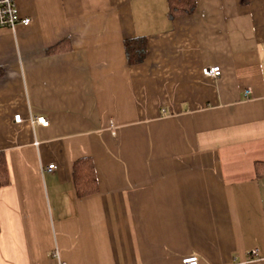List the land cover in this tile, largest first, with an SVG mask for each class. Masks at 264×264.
Masks as SVG:
<instances>
[{"label":"crops","instance_id":"crops-1","mask_svg":"<svg viewBox=\"0 0 264 264\" xmlns=\"http://www.w3.org/2000/svg\"><path fill=\"white\" fill-rule=\"evenodd\" d=\"M15 3L30 22L0 27V264H54L55 246L67 264H264V0Z\"/></svg>","mask_w":264,"mask_h":264},{"label":"trees","instance_id":"trees-1","mask_svg":"<svg viewBox=\"0 0 264 264\" xmlns=\"http://www.w3.org/2000/svg\"><path fill=\"white\" fill-rule=\"evenodd\" d=\"M170 17L190 14L195 9V0H167ZM124 49L129 64H136L145 58L146 41L143 37L124 40ZM256 178L264 176V162L254 163ZM74 185L77 195L87 194L94 190L95 174L91 163H74ZM9 183L5 155L0 151V186Z\"/></svg>","mask_w":264,"mask_h":264},{"label":"built area","instance_id":"built-area-1","mask_svg":"<svg viewBox=\"0 0 264 264\" xmlns=\"http://www.w3.org/2000/svg\"><path fill=\"white\" fill-rule=\"evenodd\" d=\"M30 22V18L20 16L18 8L16 6L15 0H0V27H6L9 29H14L18 24L26 25ZM202 73L206 76L217 77L221 73V69L218 65L205 66L202 68ZM248 90L245 91L247 93ZM15 121H20V115L14 116ZM36 123L40 125H47L48 121L45 117H36ZM46 170H51L54 168V164H49ZM51 257L54 260V264H67L66 261L60 256V253L55 246L51 251ZM183 264H198V259L196 256L186 257L182 259Z\"/></svg>","mask_w":264,"mask_h":264}]
</instances>
